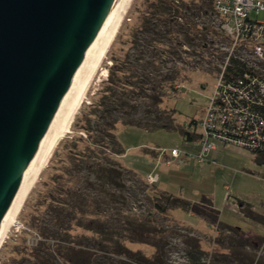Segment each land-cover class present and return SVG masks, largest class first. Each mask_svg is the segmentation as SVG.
<instances>
[{
    "label": "trees",
    "instance_id": "trees-1",
    "mask_svg": "<svg viewBox=\"0 0 264 264\" xmlns=\"http://www.w3.org/2000/svg\"><path fill=\"white\" fill-rule=\"evenodd\" d=\"M146 5L141 25L112 52L106 76L93 99L76 112L75 128L64 139L47 188L26 220L33 234L21 230L39 239L30 244L25 238L16 244L10 264H98L97 258L101 263L108 260V264H175L166 257V230H159L151 215L139 216L128 208L138 191L128 189L126 175L136 171L125 165L126 149L118 126L174 128L177 110L163 104L186 80L177 64L187 63L181 56L184 47L195 43L206 47L207 34L220 33L206 18L216 11L213 0H146ZM225 58L226 52H222L213 69L219 71ZM243 70L244 64L233 59L225 76L239 79ZM249 108L264 120V106ZM260 128L264 135V121ZM182 133L190 141L201 136L190 129ZM246 149L258 163H264L262 147ZM142 185L153 210L166 214L179 207L200 215L216 228L218 235L209 242L221 245V250L209 252L202 247L201 237L184 236L183 264H264L259 252L264 248V235L222 222L209 197L192 202L167 191L150 194L144 180ZM237 204L264 223V217L255 214L249 202L238 199ZM76 229L84 232L75 234ZM127 242L145 243L155 251L146 255L131 249Z\"/></svg>",
    "mask_w": 264,
    "mask_h": 264
},
{
    "label": "rangeland",
    "instance_id": "rangeland-1",
    "mask_svg": "<svg viewBox=\"0 0 264 264\" xmlns=\"http://www.w3.org/2000/svg\"><path fill=\"white\" fill-rule=\"evenodd\" d=\"M146 7V0H132L90 82L78 112L93 99V94L105 78L112 52L120 49L121 40H128L132 30L141 25ZM255 15V11L251 12V16L255 17ZM206 18L214 24L220 34H207L206 47L196 46L197 43L184 47L185 51L181 56L183 55L182 57L187 60V63L178 62L177 64L183 69L182 72L185 73L186 80L178 86L179 91L169 96L171 98H166L163 104L167 108H176L175 127L145 130L122 124L118 126L119 138L126 149L123 160L126 166L136 171L134 174L126 175L128 189L132 192L138 191L136 198L129 203L128 208H131L139 216L150 217L151 215L153 221L160 227L159 230H166L167 239H165L169 242L166 246V257H170L175 264H183L185 260L184 236L201 237L204 249L209 252H219L221 245L215 246L209 242L217 230L200 215L179 207L169 210L166 214L153 210L146 198L148 193L143 189V180L149 185L150 194L167 191L198 203L201 202L203 196L209 197L214 207L218 209L222 222L238 226L246 232L264 235L263 220L249 216L246 214L247 210L240 209L237 204L238 199L249 202L255 214L264 217V163H258L250 150L221 141H216V148L208 152V157L205 160L199 161L190 154L198 153L201 150L200 136L195 141H190L185 139L182 133L188 129L198 133L202 132L200 125L194 122L198 123L204 117L218 78V71L213 69L212 64L218 62L222 52L229 50L232 40V35L223 27L222 17L218 16L216 11H211L206 15ZM258 18H264V11L259 12ZM127 45L129 46V44ZM75 116L69 131L60 138L40 176L22 201L15 222L9 224L0 245V264H10V256L15 245L25 238H27V243L32 244L36 234L26 236L23 233L24 230L33 232L27 227L26 220L33 212L40 195L47 188L46 182L50 180L54 172L52 164L63 151L64 139L75 128ZM173 148L179 150L178 155L172 154ZM161 202L164 203V200L161 199ZM83 232L80 229L74 231L75 234ZM86 234L93 235L91 232H86ZM127 245L131 249L141 250L146 255H152L155 251L153 246L145 243L127 242ZM263 249H259L261 256H264ZM97 260L102 261L98 258ZM104 260L103 263L98 261L97 263L108 264V260Z\"/></svg>",
    "mask_w": 264,
    "mask_h": 264
},
{
    "label": "water",
    "instance_id": "water-1",
    "mask_svg": "<svg viewBox=\"0 0 264 264\" xmlns=\"http://www.w3.org/2000/svg\"><path fill=\"white\" fill-rule=\"evenodd\" d=\"M121 0H0V228Z\"/></svg>",
    "mask_w": 264,
    "mask_h": 264
},
{
    "label": "built area",
    "instance_id": "built-area-1",
    "mask_svg": "<svg viewBox=\"0 0 264 264\" xmlns=\"http://www.w3.org/2000/svg\"><path fill=\"white\" fill-rule=\"evenodd\" d=\"M213 2L232 40L204 117L199 122L201 150L190 154L199 161L205 160L208 152L216 148V141L264 149V135L260 133L264 120L249 112V107L264 106V18H258L259 12L264 11V0ZM254 11L255 17L251 16ZM233 59L244 64L239 79L225 76ZM171 152L178 155L179 150L173 148ZM38 239L35 237L32 242Z\"/></svg>",
    "mask_w": 264,
    "mask_h": 264
},
{
    "label": "bare ground",
    "instance_id": "bare-ground-1",
    "mask_svg": "<svg viewBox=\"0 0 264 264\" xmlns=\"http://www.w3.org/2000/svg\"><path fill=\"white\" fill-rule=\"evenodd\" d=\"M132 0H121L120 4L115 12V15L109 25V28L104 36V39L98 49V52L93 60V63L87 73V76L83 80L82 84L78 90L73 94V96L68 100V102L63 106V108L58 112V114L53 118L34 158L32 159L26 173L22 184L17 191L13 203L7 212L1 228H0V245L3 238L7 232L10 223L15 222L16 214L22 201L28 194L31 187L34 185L37 178L40 176L42 169L49 161L52 152L57 145L60 138L69 131L71 122L79 109L80 104L88 91L91 80L98 66L100 65L102 58L105 56L107 49L109 48L125 14L127 13Z\"/></svg>",
    "mask_w": 264,
    "mask_h": 264
},
{
    "label": "crops",
    "instance_id": "crops-1",
    "mask_svg": "<svg viewBox=\"0 0 264 264\" xmlns=\"http://www.w3.org/2000/svg\"><path fill=\"white\" fill-rule=\"evenodd\" d=\"M218 233L216 232L215 234H214V236H216Z\"/></svg>",
    "mask_w": 264,
    "mask_h": 264
}]
</instances>
